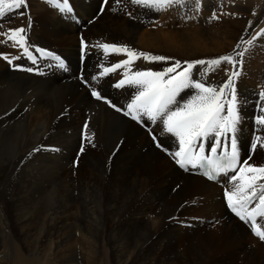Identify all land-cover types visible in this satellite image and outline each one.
Segmentation results:
<instances>
[{"label":"bare ground","instance_id":"6f19581e","mask_svg":"<svg viewBox=\"0 0 264 264\" xmlns=\"http://www.w3.org/2000/svg\"><path fill=\"white\" fill-rule=\"evenodd\" d=\"M46 1L26 0L27 7L20 10L23 16L8 13L3 20L4 30L27 29L26 45L39 58V66L35 67L23 57L13 61L21 68H32V72L14 68L3 56L19 57L20 47H14L11 41L0 42V171L12 179V186L3 189L9 198L3 205L11 209L14 199L26 191L47 193L63 212L76 203L77 214L71 216L75 222L110 223L108 235L116 236L111 242L113 256L121 264H167L175 259L187 263L181 251L171 250L183 228H213L226 243L234 242L248 257V263L264 264V242L249 225L241 224L227 211L224 193L233 189L230 176L234 174L220 177V185L191 175L192 168L178 169L163 150L177 151L178 141L163 132L162 124H153L147 118L138 124L123 115L136 91L127 85L114 87L125 69L109 73L98 82L91 79L104 67L127 59L124 54L114 53L106 57L96 46L99 43L171 58H141L130 66L132 71H163L175 61L181 62L180 71L186 66L184 62L233 56L239 62L235 70L240 75L234 78V86L242 117L236 133L237 150L243 161L264 166V126L256 124V117L264 115L260 111L264 101L259 96L264 91V42L259 47H240L239 27L245 17L239 13L238 0H183L181 5L159 11L133 5L131 0H108L103 11L99 8L102 0H69L71 13H62ZM214 13L219 19H212ZM4 39L0 36V41ZM81 39L88 46L82 72L88 85L78 80ZM41 48L64 58L66 71H57L55 66L52 70L46 68L44 56L36 51ZM240 51L245 52L243 57L236 55ZM205 68L197 65L200 72L196 79L212 86L226 82L233 70L232 65L222 62L204 77ZM85 86L100 91L122 111L96 100ZM193 94L194 90H186L181 94V103ZM86 135L90 142L85 140ZM153 135L157 140L152 139ZM231 136L229 133L222 138L220 148L230 149ZM154 141L160 142L163 149L157 148ZM204 142L206 153L212 142ZM253 143L257 144L255 150ZM77 153L79 158L75 157ZM261 186L264 180L257 181L258 194ZM257 221L264 227V217ZM199 247L194 242L190 245L191 264L207 260ZM163 250H169V254L159 261L158 253Z\"/></svg>","mask_w":264,"mask_h":264},{"label":"snow or ice","instance_id":"6c2138e0","mask_svg":"<svg viewBox=\"0 0 264 264\" xmlns=\"http://www.w3.org/2000/svg\"><path fill=\"white\" fill-rule=\"evenodd\" d=\"M47 2L60 10L62 13H71L72 9L69 6V0H47ZM107 3V0H105ZM133 5L146 7L154 10H166L174 5H181L183 0H131ZM26 0H0V36L5 39L3 43L8 41L13 42V46H19L23 49V55H27L32 63H36V58L31 55L29 48L26 47L27 29L23 27L8 28L4 30L3 20L8 18V13L23 16L24 12L20 11L26 8ZM212 19H219L214 13ZM31 20L29 19V27ZM257 35H264V30H261ZM248 40L246 43L252 45L253 40ZM102 49L104 55L109 54H124L127 59L119 61L109 67H104L99 76H93V81H99L109 73H114L118 69H125L123 78L120 79L114 87L117 89L124 88L126 85L134 87L132 99L126 105V110H123V115L130 117L131 120L138 124H143L145 118L153 124H162V130L166 134H170L178 141L179 149L177 151H169L163 149L160 142L156 143L157 148H162L168 153L185 171L189 168L204 169L203 175L209 180H215L221 174H227L230 171L237 169L234 175L230 176L233 182V189L225 191L224 196L227 202V207L241 221L250 224L252 233L264 242V227L257 221V217H264V186H261V191L257 192V181L264 180V166H254L249 164L247 160L240 164L239 153L237 150V138L239 125L242 117L239 111V100L234 86V78L240 73L235 70L239 63L233 56L225 55L219 58L205 61L197 60L184 62L186 65L181 69V62L175 61L172 66L165 68L163 71L152 70H135L132 71L131 65L135 60L144 59L152 61H166L171 58L164 56H151L148 53L137 52L128 46H120L109 43H99L96 45ZM87 43L81 39V50L84 55H87L85 49ZM239 47V46H238ZM45 56H50L58 62V67L64 69V61L57 55L51 52H45L42 49H36ZM237 56L243 57L245 52L236 53ZM8 64L13 65L19 70L32 72V68H21L19 65H14L13 61L20 57L13 56L9 58L3 56ZM227 62L232 65V69L226 82L219 86L207 84L203 79H196V75L200 72L197 65H206L203 70V76L207 77L209 72H215L222 64ZM195 70V71H194ZM81 81L86 85L89 84L87 78L81 75ZM186 90H194L190 98L181 103L183 99L182 93ZM91 95L96 100H103L116 111H122L112 101L103 97L101 92L94 87L91 90ZM260 100L264 101V91L259 93ZM230 97V98H229ZM264 112V107L260 108ZM256 124L264 126V115L256 117ZM87 124H85V130ZM229 133L231 136V151L219 153L218 149L221 146L222 138ZM153 140L157 137L153 135ZM85 140L91 141L87 135ZM259 141L260 137L257 136ZM204 141H210V153L205 154L206 144ZM256 143L252 144V149L255 150ZM84 147L81 146L80 152L83 153ZM254 207H250L254 201H257Z\"/></svg>","mask_w":264,"mask_h":264},{"label":"rangeland","instance_id":"374dc122","mask_svg":"<svg viewBox=\"0 0 264 264\" xmlns=\"http://www.w3.org/2000/svg\"><path fill=\"white\" fill-rule=\"evenodd\" d=\"M238 6L240 15L245 17L244 23L239 27L240 47L251 46L246 42L253 37L256 39L252 45L261 46L264 35L258 36L257 33L264 30V0H238ZM9 144L2 146L1 150L6 149ZM75 157L79 158V154ZM7 159L9 157L6 161ZM11 181L7 172L0 171V264H121L122 261L119 263L113 256L111 242L116 236L114 233L108 235L109 222H75L71 216L77 214L76 203L63 212L58 208L56 199L52 200L45 192L26 191L19 194L14 199L12 208L8 209L7 204L3 205V201L9 199L3 189ZM190 232L195 234L191 236ZM122 234L123 230L120 229L118 236L121 237ZM135 236L138 237L137 232ZM192 242L200 246L205 255L207 260L203 264H250L249 259H246L248 257L237 249L234 242L226 243L220 232H215L213 228L197 231L183 228L170 248L181 251L184 261L191 264L189 249ZM168 254L169 250L158 253L159 261H164ZM167 264H182V261L175 259Z\"/></svg>","mask_w":264,"mask_h":264}]
</instances>
